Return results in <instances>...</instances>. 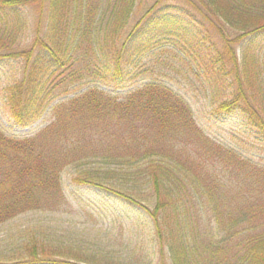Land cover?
Wrapping results in <instances>:
<instances>
[{"label":"trees","instance_id":"obj_1","mask_svg":"<svg viewBox=\"0 0 264 264\" xmlns=\"http://www.w3.org/2000/svg\"><path fill=\"white\" fill-rule=\"evenodd\" d=\"M44 1L0 0V10L15 12L14 20L21 24L23 9ZM161 2L156 0L153 8ZM186 2L194 11L183 9L184 16L198 36L208 25L224 37L225 22L238 34L232 41L243 42L239 55L226 40L221 48L214 43L208 47V36L198 39L197 48L209 55L208 73L203 77L210 89L217 84L226 87L219 112L237 114L248 130L264 137V104L259 101L264 91V0H237L230 11L214 0ZM135 4L136 0H50L44 35L35 38L29 51H10L12 57L24 55L28 61L22 79L5 88L4 108L10 122L28 127L46 109L50 93L45 70L81 62L83 46L88 47L84 52L88 68L97 66L96 75L108 82L125 78L128 68L145 52L143 46L153 40L139 31L120 42V32ZM179 28L170 26L169 31L154 37V43L166 35L175 36L180 42L177 46L191 43L182 38ZM35 49L39 54L32 56ZM96 59L101 62L92 63ZM102 94L93 89L70 100L31 136L14 139L0 130V224L55 207L63 193L65 169L82 166L73 165L84 158L73 154V146L89 135L97 139L88 143L102 146L108 152L104 159L121 171L113 173L119 174L113 178L112 173L92 169L77 175L74 182L138 203L134 195L103 180L147 176L154 194L146 200L154 207L141 204L153 221L162 251H171L174 264H264V163L246 160L202 134L191 108L160 83L150 82L122 100ZM133 132L139 135L134 140L137 143L128 137ZM168 182L179 188L178 197L168 193ZM187 223H191V236L185 229ZM38 246L33 239L27 245V258L0 260V264H81L57 258L46 246Z\"/></svg>","mask_w":264,"mask_h":264},{"label":"rangeland","instance_id":"obj_2","mask_svg":"<svg viewBox=\"0 0 264 264\" xmlns=\"http://www.w3.org/2000/svg\"><path fill=\"white\" fill-rule=\"evenodd\" d=\"M155 1L136 0L130 20L120 32L121 43L132 33L136 36L139 31H144L147 38H153L143 46L145 52L128 68L125 78L108 82L96 75L98 70L94 69H97V66H92L91 70L88 68L89 60L86 58L87 54H84L88 47L83 46L81 62L73 66L68 63L65 68L49 66L50 68L45 70L47 75L44 82L50 93L48 104L26 128L11 123L4 108L5 88L14 81L22 79L28 63L24 55L12 57L14 53L11 55L10 51L11 49L16 51L15 53L29 51L33 49L35 38L44 35L49 19L50 0L24 8L20 17L21 24L16 23L18 19L14 20L15 12L1 9L0 130L11 138L22 139L33 135L37 127L50 123L58 108L90 90L97 89L107 98L119 97L122 100L121 97L128 92L150 82H157L172 90L191 108L196 126L202 134L232 149L246 160L257 164L264 163V137L254 135L248 130L237 114H224L217 110L224 100L226 87L217 84L213 86L215 88H209L210 86L204 81L206 76L203 77L208 73L205 65L209 55L203 51L204 49L201 48L200 51L197 48V40L208 36L210 37L206 39L208 47L214 43L223 48L226 40L231 42L240 55L243 42L232 41L238 34H235V30L224 22L223 24L226 25L224 37L208 25L202 30V35L198 36L188 24L189 19L184 16L183 9L190 7L193 10L186 0H162L160 5L153 8ZM236 1L214 0L215 3H222L227 11L233 9ZM19 13L21 12L17 9V14ZM257 16L263 18L261 15ZM170 26L180 27L182 38H187L191 43H182L181 48V45L177 46L178 43L180 44L177 38L168 35L164 38L158 37L161 41L154 43V37L169 31ZM198 42L203 44L200 40ZM37 54H39L38 49L32 51V56ZM94 62L98 64L101 61L96 59L92 61ZM259 101L264 104V91L259 96ZM153 136L154 132L151 130L150 138ZM128 137L134 143H137L134 140H139V135L135 136L134 132ZM96 139L97 137L88 135L81 140L80 145L73 146V154L84 157L82 161L73 165L82 166L78 168L70 165L65 169L62 177L63 193L55 207L51 210L46 208L31 211L0 224V260L17 261L20 258H27L28 248L31 247L27 245H31L33 239H36L38 249L46 246L57 258L81 264H174L175 258L171 255V251L169 249L162 251L153 221L141 204H150L151 209L154 207L151 200H146L148 196L151 199L154 194L147 176H138L134 178L136 180L132 178L117 181L103 180L118 190L134 195L132 196L134 198L137 197L140 202L130 201L132 204L113 193L78 186L74 182L77 175L92 169L112 173L110 176L113 178L115 176L113 173L120 174L119 167L115 164L110 165L104 159V155L108 152H105L102 146L97 142L88 143ZM214 169L218 173L216 166ZM138 179L140 181L137 182ZM166 184L169 194L175 198L180 195L179 188L173 182ZM200 202L196 203L202 204ZM192 212L197 211L193 209ZM201 220H205L204 215ZM185 229L190 231L188 235L191 236V223H187Z\"/></svg>","mask_w":264,"mask_h":264}]
</instances>
